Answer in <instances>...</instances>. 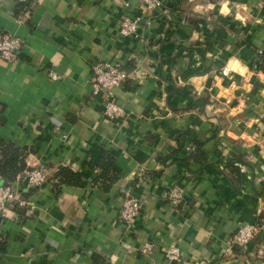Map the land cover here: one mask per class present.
Instances as JSON below:
<instances>
[{
  "label": "crops",
  "instance_id": "1",
  "mask_svg": "<svg viewBox=\"0 0 264 264\" xmlns=\"http://www.w3.org/2000/svg\"><path fill=\"white\" fill-rule=\"evenodd\" d=\"M162 2L140 40L118 31L123 14L146 15L140 0H0V31L22 41L16 62L0 57V139L25 150L26 169L79 178L14 176L34 212L0 217V264H252L254 242L226 243L264 223V0ZM97 60L133 71L113 91V119L91 95ZM108 152L116 177L100 185ZM125 192L141 202L130 230Z\"/></svg>",
  "mask_w": 264,
  "mask_h": 264
},
{
  "label": "built area",
  "instance_id": "2",
  "mask_svg": "<svg viewBox=\"0 0 264 264\" xmlns=\"http://www.w3.org/2000/svg\"><path fill=\"white\" fill-rule=\"evenodd\" d=\"M146 15L130 16L123 14L118 24V31L123 36H133L143 39L146 37L154 21V12L163 6L162 0H140ZM22 46L19 37L10 33L0 31V57L9 63L18 60V51ZM225 71V70H224ZM52 78H57L54 72H49ZM133 79V71L124 69L120 64L97 60L91 64L90 86L91 95L100 96L104 101L103 114L108 119L121 116V108L116 104L113 98V91L122 87L127 81ZM0 108V118H1ZM192 146L187 147L191 150ZM22 180L29 187H39L48 181V173L45 168L39 166L32 169H24L21 172ZM19 176V177H20ZM14 182L0 185V217L7 211L21 207L26 215L34 212L30 202L24 197L19 189L20 178ZM21 180V181H22ZM167 201L173 206H179L183 203L184 193L177 184L171 185L166 192ZM141 202L133 193L125 192L122 204L118 212V218L123 223L125 229L130 230L135 217L139 213ZM262 224H242L238 226L230 235L226 243V252H231L234 247H245L253 243L254 255L252 264H264V239L256 242ZM1 228V222H0ZM255 240V241H254ZM123 247L129 249L128 244L123 243ZM152 249L151 243H145L142 247L144 253H149ZM169 259H178L179 252L175 248H170L166 252ZM98 264H114L109 260H104Z\"/></svg>",
  "mask_w": 264,
  "mask_h": 264
},
{
  "label": "trees",
  "instance_id": "3",
  "mask_svg": "<svg viewBox=\"0 0 264 264\" xmlns=\"http://www.w3.org/2000/svg\"><path fill=\"white\" fill-rule=\"evenodd\" d=\"M25 150L18 146L0 139V185H4L12 181L14 176L21 173L26 169L24 161ZM194 154V152H193ZM103 162L101 174L95 179L100 185H110L115 181V173L111 169L113 156L108 152L101 158ZM49 180H55L58 185H76L79 178L68 166L60 167L52 176L48 177ZM256 239H264V235L257 236ZM2 242H0V252L2 251Z\"/></svg>",
  "mask_w": 264,
  "mask_h": 264
},
{
  "label": "clouds",
  "instance_id": "4",
  "mask_svg": "<svg viewBox=\"0 0 264 264\" xmlns=\"http://www.w3.org/2000/svg\"><path fill=\"white\" fill-rule=\"evenodd\" d=\"M224 11H227V8L226 7L224 8Z\"/></svg>",
  "mask_w": 264,
  "mask_h": 264
},
{
  "label": "water",
  "instance_id": "5",
  "mask_svg": "<svg viewBox=\"0 0 264 264\" xmlns=\"http://www.w3.org/2000/svg\"><path fill=\"white\" fill-rule=\"evenodd\" d=\"M29 169H32V168H29Z\"/></svg>",
  "mask_w": 264,
  "mask_h": 264
}]
</instances>
